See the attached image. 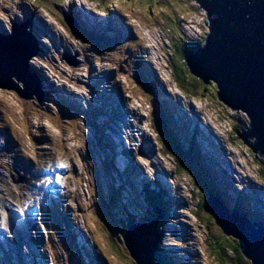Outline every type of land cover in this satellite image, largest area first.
<instances>
[{"label": "rangeland", "instance_id": "1", "mask_svg": "<svg viewBox=\"0 0 264 264\" xmlns=\"http://www.w3.org/2000/svg\"><path fill=\"white\" fill-rule=\"evenodd\" d=\"M40 1L44 3H39ZM40 1L0 0V18L3 23V28L1 29L4 32H11L9 25L11 20L21 19L22 15L24 16L23 19H25L29 13L28 10L32 12V9L35 10L36 16H39L43 10L45 14L55 20V27L51 25L50 29L58 35L54 43L56 48H53L49 41L48 56L44 54L45 49H40L39 53L42 52L41 55H31L28 58V68L31 71L41 72L42 70L46 76L44 78L49 79L50 83L65 85L67 88L75 86L72 91L79 95V88L84 85L89 76V73L85 71L89 62L94 61L92 63V68H94L95 62L98 63L102 59H110L117 53L124 54L128 43L143 45V50H141L143 58L140 59V63L143 64L145 62L148 67L145 69V64H143L142 73L145 77L142 75L150 86H154L159 103L166 106L167 115L171 118L170 128L174 132L176 139L180 137L177 140L181 142L176 144L179 147H183L181 149L184 152V148L189 150L192 145L194 149L198 147V160L193 155L189 157L186 152L184 155L181 154L182 159L191 166L194 172L199 173V175L201 172L204 180L208 178L212 182L210 183L211 185L218 186V189L223 191V198L226 200L230 198L236 199L235 194H237L239 203L245 201V204H247L245 208L261 213L264 217V182L258 176L259 168L264 171V153L260 151L257 153L256 151L255 153L252 152L235 135L236 133L242 134V131L246 132L249 126L248 116L239 109L231 110L222 101H219L216 97L218 89L216 90L212 86L205 90L203 94L200 92L196 95L189 92L182 93L170 80L169 71L166 68L168 67L167 64L174 58L170 44L176 39L171 34L177 31L175 28L176 20H180V24L183 25L182 28L187 31L185 33L186 36L187 34L198 36L197 34L199 33L202 35L204 29H206L205 33H207L206 14L195 0H105L101 4L106 5L105 7L110 10L107 14L112 15L111 8L114 4L117 8L114 14L122 19L118 23L119 29L118 24L116 25L115 22L111 21L110 24L112 29L110 34L115 35V31H117L116 39H112L109 37L110 35H103L108 37L111 42L116 43L110 52L105 51L106 47L100 48L75 33V24L72 22L74 20L73 17L79 27L87 32H94L87 27L92 22L85 13H88L87 15H90L93 19H98L95 17L98 14H106L105 9L98 6V3L94 0H59L58 4H53L51 0ZM22 2L30 6L27 8L28 10L21 11V8L17 9ZM71 3L72 5L70 6ZM73 9H75V12ZM89 10L93 12V15L90 14ZM67 11H71L73 17ZM119 11L122 15H119ZM167 13H170V15L172 13L173 19L171 21ZM123 16L126 17V22ZM32 18L35 21L34 29H36V26L40 27V22L35 20L34 16ZM96 23L101 24L103 20H98ZM5 24H7V28ZM130 28L134 34V40L132 35L127 39L130 31L128 29ZM118 33H120L121 37ZM39 39L42 42L41 36H39ZM64 47L68 50L65 51L66 56L63 55ZM145 57L148 58L145 59ZM135 59L136 56L133 54V61ZM131 63L127 66L124 79L127 80L129 92L134 97L133 104L136 109L137 128L140 127L141 123L145 122L144 134L131 136V139L127 138L126 146L122 151V156L127 159V165H130L131 169H129V172L133 174L134 181L129 179V177L127 178L134 183V192H124L113 176L111 178L105 177L102 171V157L108 154L114 158L113 148L118 146V143L109 139V124L106 123L107 128L103 127L101 123L100 125L98 124L99 127L96 124L99 132L95 133V142H93V145L97 144V147L94 148L95 151H93V156L96 160V162L94 161L96 165H94L93 169H95L97 181L101 186L104 184L106 186L114 185L115 187L105 188L104 191L95 187L96 180L93 177V172L90 171L92 170V165L86 169L83 163L80 175L85 198L83 205L87 208L84 211L85 221L82 226H84V231L88 235L91 245L88 242H86L87 245L78 243L80 245L79 248L77 244V241L79 242L78 236L64 246L57 243L51 249V263L136 264L126 250L122 236L117 231L120 226L116 225V228H114V225L110 223L107 217H110L109 214L111 217L122 215L127 221L132 218L149 219L148 215L150 214L152 217L156 202H152L144 191V183H148L150 184L148 185L150 189H154L158 185V188L153 191L154 193L162 189L164 194L170 195L171 199L169 197L165 199L164 197L166 200L162 202L164 207H167L173 201L176 203L171 207L172 211H169V214L171 216L177 215V217H165V213L158 222L159 231L165 240V243L161 244L164 248H158L159 250H157L159 252L156 255L159 257V261L162 264H219L217 260V255L219 254L217 252L219 250L216 248L215 235L222 231L215 218H209L208 214L210 213L208 211L207 214L204 209L198 210V206L204 201V196L206 198L208 196L204 190H200L195 184L192 173H187L183 168H177L175 157L163 152L150 125L153 116L150 95L153 92L151 90L150 95L147 91L143 92L145 88L150 87L145 86L142 88L141 81H135L136 77H133L131 73ZM123 67L124 63L122 61L121 69ZM23 70L24 73L26 68H23ZM83 73L86 76L81 77ZM32 81L35 84V80L32 79ZM17 84L23 87L22 83ZM151 88L153 89L152 86ZM73 97L77 101V96ZM36 98L34 95L32 98H25V96L19 95L14 89L0 87V103H9V113L18 124L26 125L32 121H40L45 126L49 125L55 129L60 126L65 131H69L70 125L67 121H64L66 117L57 108L61 104L55 105L50 102V105H48L46 102L43 103V100L40 101L39 98ZM82 107V103L78 102L77 108L82 110ZM170 110L172 114H170ZM84 115L86 116L85 121L88 127L86 128L84 124L79 122L76 130L77 136L84 139L86 134L88 140L86 132L89 130L90 134H92V122L90 121L89 111H85ZM103 116H105L104 110ZM95 118L97 120V116ZM60 119L62 120L59 121ZM71 128L74 129L75 127L72 126ZM81 131L85 133H81ZM188 131L189 133L186 137H181ZM245 140L249 144L254 142L253 138L246 137ZM119 141L122 142V139ZM209 143L219 147V159L225 158L221 163H218L214 158H211L209 162L207 161L209 160L207 153L213 150L212 147H208ZM108 147L110 151L107 149ZM137 150L144 151L146 155H138ZM111 161L113 162L112 159ZM136 162H141L143 168L137 166ZM222 166L227 167L228 176L222 175ZM123 167L119 165L118 169L122 170ZM120 181L132 187L128 180L120 178ZM95 189L98 193L104 195L105 204L101 202L100 196ZM113 190L116 194H112ZM107 199L108 203L106 202ZM228 206L235 207L231 202ZM201 207L204 208L203 206ZM122 220L123 218L118 221L123 224ZM228 237L230 240L238 241L236 238ZM113 239H115V242ZM85 241H87L86 238ZM112 248L116 251L112 250ZM159 253H162V255ZM83 254L86 255V258Z\"/></svg>", "mask_w": 264, "mask_h": 264}, {"label": "water", "instance_id": "2", "mask_svg": "<svg viewBox=\"0 0 264 264\" xmlns=\"http://www.w3.org/2000/svg\"><path fill=\"white\" fill-rule=\"evenodd\" d=\"M195 2L206 14L207 33L203 43L187 54L186 65L205 83H215L219 101L231 110L246 113V132L235 135L252 152L258 149L264 153V0ZM27 25H13L11 34H0V73L5 75L3 78L9 77L0 79V87L14 89L25 98L34 95L40 99L35 77L27 69L23 73L28 58L36 53ZM12 75L22 81L23 88L12 80ZM246 137L254 142L247 143ZM205 209L223 234L240 242L242 254L251 264H264L263 224L253 223L235 209L229 211L211 194L206 198ZM163 215L162 209L155 207L154 216L147 223L131 224L123 233L124 246L136 264H154L161 236L158 222Z\"/></svg>", "mask_w": 264, "mask_h": 264}, {"label": "trees", "instance_id": "3", "mask_svg": "<svg viewBox=\"0 0 264 264\" xmlns=\"http://www.w3.org/2000/svg\"><path fill=\"white\" fill-rule=\"evenodd\" d=\"M58 1L59 0H57V1L51 0V2L53 4H58ZM94 1L96 3H98L97 5L101 6L102 9L105 8L106 5L101 4L102 2H105V0H94ZM39 3H44V2L40 1ZM71 4H70V6H71ZM67 13L68 14L71 13V15H72L71 11H67ZM167 16H168L170 21L173 19L172 13H171V15H170V13H167ZM179 21L180 20H176V23H175V28L177 31L171 33L172 36H175L176 39H174L172 44H170L172 46V53L174 55V58H172V60L167 64L168 67H166L167 70L169 71L170 80L184 94L188 93V92L190 94H193V95H196L198 92L203 94V92H205V90H207L210 86L214 87L217 90V86L215 85V83L213 81L210 80V81H208V83H205L199 77H197L196 75H193L189 71V69L186 65V61H185L187 54L190 51L194 50L197 46H199L203 43V38H204V35L206 32V29L203 30L202 35L199 33V34H197L198 36L190 35V34H187V36H186L185 33L187 31L184 30V28H182L183 25L180 24ZM184 24H186V23L184 22ZM69 30H70V28H69ZM70 32H71V30H70ZM78 32H79L78 36H83L85 38H88L91 41H94V43L97 44L98 46H100V48H102L101 46L108 44V42L110 44L114 43V42H111V40L109 38L102 40V39L97 38L96 36H94L92 34H85L84 32H82L81 27L79 28ZM193 36H195V37H193ZM104 43H106V44H104ZM126 46H129V43ZM136 65H137V67L133 66V72H135L136 73L135 75L141 79V84L143 85L142 88H144L146 85L149 86L150 88H151V86L153 87V89L151 88L153 93H152L151 98H150V101L152 104L153 116H152V121L150 122V125H151L152 129L154 130V132L157 136V140H158L161 148L163 149V152H166V154H170L171 156L175 157V159L177 161V162L175 161L177 164V168H183V169H185V171L187 173H192V176L195 180V184L200 188V190H202V191L204 190L205 193L207 194V196H208V194H211L212 196L219 197L221 199V201L225 204V206L228 208L229 211L232 210V207H229L228 205L230 202L233 203L235 208L239 209L237 211L240 214L247 217L248 219H250L253 222L261 223L264 225V217H263V215H261V213L253 212V211H250V209L245 208V206L247 205V204H245V201H242L239 203L237 201V197H236V199L230 198L229 200H226L225 198H223V196H222L223 191H220L218 189V186L211 185L210 183H212V182L208 178H206V180H204L201 172H200V175H199V173L194 172L192 170L191 166L189 164H187L184 159H182L181 154L184 155L186 152V154L189 157H191L190 155H193L195 157V159L198 160V157H197L198 152L193 148V145H192L191 149L185 150V152H184L181 149V147H179L178 144H176L177 139H176L175 135L173 134L174 132L170 128L171 118L169 115H167L166 106L159 103V101L155 95V92H154V86L153 85L150 86L147 84V82L144 79L145 75L142 73V68H140V66L137 63H136ZM142 74L144 75V77ZM135 81L139 82V79L136 78ZM150 88H148V89H150ZM146 90L147 89L143 90V92H146ZM188 156H187V160L189 161ZM186 166H188V167H186ZM261 169L262 168H259L260 171H259L258 176L264 182V171ZM155 194L157 196V199H156ZM151 195L154 197V200L158 202L157 203L158 206H161V205L164 206L162 204V202H165V201L161 197L162 190H160L158 192V194L152 193ZM100 200L103 204H105L103 198H100ZM203 200H204L203 203L198 206V210L204 209V211L208 214L207 210L205 209V203H206V197L205 196H204ZM201 206H203L204 208H202ZM98 212H99V210H98ZM208 216L210 219L213 218L211 214H208ZM150 217H151V214L148 215V218H150ZM118 233L120 235H122L123 230L118 231ZM160 234H161V232H160ZM113 240L115 242V239H113ZM229 241H230V243H229ZM164 243H165L164 238H162V236H160V239L158 241L157 250H159L158 248H163L161 246V244H164ZM215 243L217 246L216 248L219 250L217 252V253H219L217 255V258H218L217 260H218L219 264H251L250 260L247 259L245 256H243L242 246H241L239 241L236 242V240H230L228 236H226L222 232H219V234L215 235ZM214 246H215V244H214ZM113 249L114 248H112V250ZM114 251H116V250L114 249ZM160 255H162V253ZM155 264H162L159 261V257L157 255L155 257Z\"/></svg>", "mask_w": 264, "mask_h": 264}, {"label": "clouds", "instance_id": "4", "mask_svg": "<svg viewBox=\"0 0 264 264\" xmlns=\"http://www.w3.org/2000/svg\"><path fill=\"white\" fill-rule=\"evenodd\" d=\"M72 5V4H71ZM69 10H70V7H69ZM71 14V13H70ZM65 16V15H64ZM72 16V15H71ZM66 17V16H65ZM73 17V16H72ZM74 19V18H73ZM72 22L75 24V29H76V32H78V30H79V26L77 25V22L75 21V20H72ZM33 24H34V26H35V21L33 22ZM33 24H32V26L31 25H27V28H26V30L29 32V34L32 36L33 35V30H34V26H33ZM116 26V25H115ZM36 28H38V31H37V35H38V32L40 31V29H39V26H36ZM82 30H84V29H82ZM32 38H33V36H32ZM31 38V40L33 41V39L35 38H33L32 39ZM33 42H35V40L33 41ZM100 47V46H99ZM40 51V50H39ZM28 65H29V63H27ZM28 65H27V68L26 69H28ZM35 76V75H34ZM151 96V95H150ZM157 137V136H156ZM178 142V141H177ZM179 143H180V141H179ZM181 148H183V147H181ZM184 150H186L185 148H184ZM206 161V160H205ZM208 162H209V160H208ZM208 162H204V163H208ZM215 164V163H214ZM216 165V164H215ZM226 172H227V169H226ZM156 188H157V186H155ZM160 188V187H159ZM155 190V188L154 189H148L147 191L148 192H151L150 194H152V193H154L153 191ZM164 199V198H163ZM164 201H166L165 199H164ZM158 202H156L155 204V207H159V208H161L162 209V211H163V213H165V210H166V212L168 213V214H166L167 216H169V217H171V214H169V210L168 209H166V207H164V206H158V204H157ZM169 206H174V204H172L171 205V203L169 204ZM155 207H154V209H155ZM147 217V216H146ZM124 219H126L125 217H124ZM151 219V218H150ZM134 220V218H132V219H129V221H125V225H123V227L122 228H120V230H123V233L127 230V228H128V226L130 225V223L132 222ZM142 220V221H141ZM141 220H139L140 222H145V223H147V221L149 220V219H141ZM138 221V220H137ZM121 227V226H120Z\"/></svg>", "mask_w": 264, "mask_h": 264}, {"label": "bare ground", "instance_id": "5", "mask_svg": "<svg viewBox=\"0 0 264 264\" xmlns=\"http://www.w3.org/2000/svg\"><path fill=\"white\" fill-rule=\"evenodd\" d=\"M73 11L75 12V9H73ZM74 18V17H73ZM74 20H75V18H74ZM81 23V22H80ZM76 33V32H75ZM120 34V33H119ZM102 35H104V34H102ZM29 67V66H28ZM27 68V67H26ZM37 69V68H36ZM1 76H5L4 74H2V73H0V79H2L3 81H5L4 80V78L6 79V80H8L9 79V77H1ZM17 77L15 76V75H12V80H14V81H16L17 83H21L22 81L21 80H17L16 79ZM32 87V86H31ZM32 89V88H31ZM34 91V90H33ZM33 94H36V93H33ZM113 97H114V94L112 95ZM33 96H31L30 98H32ZM115 101L117 102V99L115 98ZM118 104V103H117ZM161 104V103H160ZM83 105V104H82ZM80 106V105H79ZM119 112V111H118ZM105 118H107V120H106V123L107 124H109V119H108V116H106ZM103 126V125H102ZM102 129V128H101ZM190 146H191V144H190ZM256 151V153L259 151L258 149H256L255 150ZM7 153H12V154H14L15 152H14V150L13 149H10V150H7ZM12 158H13V156H12ZM208 161V160H207ZM214 183V182H213ZM224 183V182H223ZM158 188V187H157ZM158 190V189H157ZM157 194H158V191H157ZM164 197H165V195H164ZM217 201H219V202H221L224 206H225V204L221 201V199L219 198V197H216V196H213ZM117 200V199H116ZM120 204V203H119ZM107 206V205H106ZM108 207V206H107ZM169 211H172V208H171V206H169V204L167 205V207H166ZM178 209V208H177ZM232 209H235L236 211L237 210H239V209H237V208H232ZM175 211V210H174ZM181 211V210H180ZM238 212V211H237ZM245 212V211H244ZM239 213V212H238ZM243 213V212H242ZM240 214V213H239ZM241 216H243L242 214H240ZM154 216V215H153ZM153 216L152 217H150V218H153ZM177 217V215H173V216H171V218H176ZM149 218V219H150ZM178 219V218H177ZM181 219V218H180ZM179 219V220H180ZM170 220V219H169ZM184 222H186L185 220H184Z\"/></svg>", "mask_w": 264, "mask_h": 264}, {"label": "snow or ice", "instance_id": "6", "mask_svg": "<svg viewBox=\"0 0 264 264\" xmlns=\"http://www.w3.org/2000/svg\"><path fill=\"white\" fill-rule=\"evenodd\" d=\"M58 167H66V165L60 164V165H58Z\"/></svg>", "mask_w": 264, "mask_h": 264}]
</instances>
